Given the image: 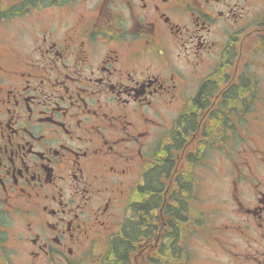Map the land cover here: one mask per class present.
<instances>
[{"label": "flooded vegetation", "instance_id": "flooded-vegetation-1", "mask_svg": "<svg viewBox=\"0 0 264 264\" xmlns=\"http://www.w3.org/2000/svg\"><path fill=\"white\" fill-rule=\"evenodd\" d=\"M263 85L264 0H0V264H264Z\"/></svg>", "mask_w": 264, "mask_h": 264}, {"label": "rangeland", "instance_id": "rangeland-1", "mask_svg": "<svg viewBox=\"0 0 264 264\" xmlns=\"http://www.w3.org/2000/svg\"><path fill=\"white\" fill-rule=\"evenodd\" d=\"M217 170H219V164L212 155H209L206 167L203 169L200 168L198 174L197 191L199 196V207L202 209L207 207V211L216 207V205L214 207V204H208L209 202L216 200L218 195L223 197L225 196L224 194H226V181L224 180V176ZM212 217V215L207 214L201 219V214L199 213V223L201 225V222H203L204 227L202 230L199 229V234L196 232L197 234L193 233L187 238L188 256L193 264L227 263L226 257L218 252V245L214 240L209 241V234L206 233L208 231V226L212 225L214 222ZM218 223L219 221L217 220V224ZM213 247L217 248V250H214Z\"/></svg>", "mask_w": 264, "mask_h": 264}, {"label": "trees", "instance_id": "trees-1", "mask_svg": "<svg viewBox=\"0 0 264 264\" xmlns=\"http://www.w3.org/2000/svg\"><path fill=\"white\" fill-rule=\"evenodd\" d=\"M159 173L155 172L150 175V183L152 191L157 192L159 190V187H157V175ZM146 192V189L144 190ZM158 193V192H157ZM143 199V198H142ZM157 198L152 199V201L149 202L150 206H152L156 202ZM201 220V219H200ZM129 232H131V236L134 237V247H136V244L139 243V238L146 237V199L142 201L140 204H137L134 210V217L133 220H131L128 223ZM130 248V244L126 242H122L120 245L117 246V249L119 251V254L125 258L126 252Z\"/></svg>", "mask_w": 264, "mask_h": 264}]
</instances>
